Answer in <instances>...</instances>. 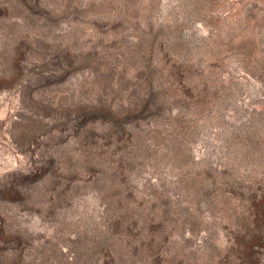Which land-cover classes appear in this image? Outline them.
<instances>
[{"label": "rangeland", "instance_id": "obj_1", "mask_svg": "<svg viewBox=\"0 0 264 264\" xmlns=\"http://www.w3.org/2000/svg\"><path fill=\"white\" fill-rule=\"evenodd\" d=\"M0 264H264V0H0Z\"/></svg>", "mask_w": 264, "mask_h": 264}]
</instances>
